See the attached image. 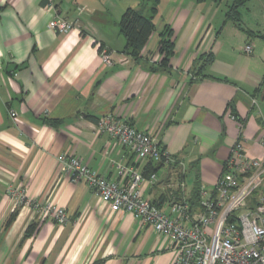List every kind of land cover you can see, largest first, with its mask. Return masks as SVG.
Here are the masks:
<instances>
[{
  "label": "crops",
  "instance_id": "0c3cea01",
  "mask_svg": "<svg viewBox=\"0 0 264 264\" xmlns=\"http://www.w3.org/2000/svg\"><path fill=\"white\" fill-rule=\"evenodd\" d=\"M142 2L0 0V264L173 263L168 240L134 215L112 212L60 170L61 154L108 179H118L117 163L142 173L150 168L147 159L96 133L106 114L150 133L180 162L162 166L154 184L142 185L144 198L164 209L188 198L197 175L212 191L237 141L248 158L264 159V44L250 38L264 41L225 23L224 15L215 19L214 1L159 0L156 30L141 59L105 66L100 48L125 55L119 23ZM56 15L75 27L56 33L50 28ZM165 25L175 55L168 71H152L162 59ZM209 53L213 62L197 74V62ZM16 191L41 207L64 208L68 222L37 216L19 204Z\"/></svg>",
  "mask_w": 264,
  "mask_h": 264
},
{
  "label": "built area",
  "instance_id": "2783aa9c",
  "mask_svg": "<svg viewBox=\"0 0 264 264\" xmlns=\"http://www.w3.org/2000/svg\"><path fill=\"white\" fill-rule=\"evenodd\" d=\"M74 27L58 15L50 23V28L59 34H67ZM245 53H252L251 46L245 47ZM99 55L107 67L128 61L126 55H117L105 47L100 48ZM11 116L15 117L16 113L11 111ZM96 133L112 137L132 154L152 164L166 167L180 164L150 133L112 114L98 119ZM261 138L264 141V130ZM57 160L60 170L71 176L72 183L89 186L112 212L132 214L168 240L170 249L176 252L172 264H264V159L248 158L242 141L235 143L214 189L207 191L201 186L197 210L184 197L165 209L145 199L142 185L154 184L156 174L146 178L138 168L117 163L115 180L71 154H61ZM6 192L15 194L11 187ZM16 197L19 204L31 205L37 216H48L59 224L69 220L64 208L41 207L29 201L22 191Z\"/></svg>",
  "mask_w": 264,
  "mask_h": 264
},
{
  "label": "trees",
  "instance_id": "16d2710c",
  "mask_svg": "<svg viewBox=\"0 0 264 264\" xmlns=\"http://www.w3.org/2000/svg\"><path fill=\"white\" fill-rule=\"evenodd\" d=\"M202 1V0H200ZM218 3L220 0H212ZM231 3L227 6L225 13V23L231 22L234 26L244 31L248 37L252 35L259 36L264 41V35L256 34L242 25V13L241 10L248 4L250 0H230ZM159 0H143L141 6L138 9L128 8L119 23V29L122 35L126 39V46L124 54L133 60H140L141 54L146 47L148 41L156 30L154 22L155 17L158 13ZM160 54L162 56L161 61L157 66L151 68L152 71L158 69L163 71L169 70V64L171 59L175 55V44L172 40L173 31L168 25H165L160 32ZM214 60V54L209 53L204 55L199 62H197V74H203L205 68L212 63ZM236 119V116H233ZM149 163L150 168L143 172V175L148 178L152 174H156L159 168L162 167L160 164ZM200 195H201V182L196 176V181L191 194L187 200L191 204L194 210H197L200 206Z\"/></svg>",
  "mask_w": 264,
  "mask_h": 264
},
{
  "label": "rangeland",
  "instance_id": "374dc122",
  "mask_svg": "<svg viewBox=\"0 0 264 264\" xmlns=\"http://www.w3.org/2000/svg\"><path fill=\"white\" fill-rule=\"evenodd\" d=\"M164 2V0H163ZM212 4V1L209 0ZM231 3L230 0H220L214 7L213 16L219 21L221 16H225L227 6ZM242 13V25L246 29L252 31H259L264 34V0H250L248 4L241 10ZM229 28H234L233 25H229ZM221 30V29H219ZM230 43H236V40L232 37ZM246 39V36H245ZM253 42L264 44L257 38H250ZM245 41V40H244ZM207 190V188H206ZM209 191V190H208Z\"/></svg>",
  "mask_w": 264,
  "mask_h": 264
}]
</instances>
